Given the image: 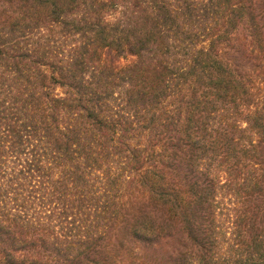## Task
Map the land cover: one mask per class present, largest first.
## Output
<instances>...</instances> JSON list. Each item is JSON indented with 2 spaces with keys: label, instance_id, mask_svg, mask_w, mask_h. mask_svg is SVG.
Listing matches in <instances>:
<instances>
[{
  "label": "trees",
  "instance_id": "trees-1",
  "mask_svg": "<svg viewBox=\"0 0 264 264\" xmlns=\"http://www.w3.org/2000/svg\"><path fill=\"white\" fill-rule=\"evenodd\" d=\"M0 264H264V0H0Z\"/></svg>",
  "mask_w": 264,
  "mask_h": 264
},
{
  "label": "rangeland",
  "instance_id": "rangeland-1",
  "mask_svg": "<svg viewBox=\"0 0 264 264\" xmlns=\"http://www.w3.org/2000/svg\"><path fill=\"white\" fill-rule=\"evenodd\" d=\"M129 58H131L130 56L129 57H127V59H129ZM125 61V59H120V62H124Z\"/></svg>",
  "mask_w": 264,
  "mask_h": 264
}]
</instances>
